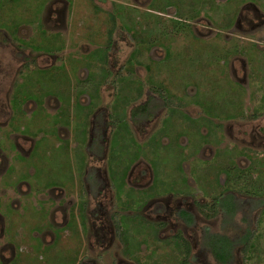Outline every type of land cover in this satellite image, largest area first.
I'll return each mask as SVG.
<instances>
[{
  "label": "flooded vegetation",
  "instance_id": "1",
  "mask_svg": "<svg viewBox=\"0 0 264 264\" xmlns=\"http://www.w3.org/2000/svg\"><path fill=\"white\" fill-rule=\"evenodd\" d=\"M11 1L20 5L23 0ZM26 1L21 6L27 12L28 7L35 9L36 20L8 30L0 28V264L13 263L16 245L28 225L34 226L29 234L48 245L59 239L58 227L70 224L73 230L63 241L73 246L83 243L72 264H159L164 260L174 264H238L239 259L247 264L256 254L264 258V119L250 117V108L245 109L250 104L242 101L234 123L211 124L206 120L201 125L195 104L184 109L173 100L171 87L178 80V70L185 74L186 66L176 64L174 68L170 45L167 50L152 46V51L133 54L130 32L108 26L107 13L117 0H35L34 6L28 1L29 5L22 4ZM125 1H132L135 8L143 5L142 0ZM260 3L243 0L237 6L235 22L222 32L206 8L187 29L203 40L221 39L223 70H218L220 62H206L203 67H217L208 72L218 76V87L229 81L244 83L234 93L237 98H250L246 41L251 36L259 48L262 46L260 52L264 51L260 45L264 40V6ZM88 5L95 11L90 16L100 9L106 16L102 20L107 39L103 44L106 71L111 75L112 70L117 77L133 67L135 77L144 85L135 87L138 92L143 90L139 99L124 101L125 96L106 83L107 91L91 95L89 100L84 93L78 96L77 81H73L70 93L64 94L59 68L76 60L87 67L94 58L79 33L75 35L78 39L70 37L75 33L72 21L77 9ZM45 28L57 37L55 49L32 48ZM65 35L71 38L69 44L61 43ZM71 53H75L73 59L67 57ZM195 63L196 67L187 68V74L192 71L194 76L199 62ZM173 69L177 70L174 75ZM31 72H38V76ZM72 103L92 107L89 111L81 107L89 117L87 131L72 125L77 118ZM176 109L190 118L185 126L188 133L178 135L184 142L183 150L190 147L184 155L189 186L153 192L150 189L159 177L156 162L172 157L171 125ZM169 123L170 134L165 128ZM126 135L131 138L128 143L122 142ZM71 143L76 144L74 158L70 156ZM124 144L130 145L127 157L121 147ZM141 144L154 148L157 154L161 144L165 156L161 152V157L149 158L141 151ZM220 148L232 156L223 161ZM52 150L68 156L60 176L46 167ZM121 156L127 159L126 169L116 164ZM26 206H33L32 213L25 215ZM130 228L144 230L151 235L147 238L150 242L136 244L137 249L130 251V244L122 238ZM71 233L77 237L75 241ZM28 242L37 244L34 239Z\"/></svg>",
  "mask_w": 264,
  "mask_h": 264
},
{
  "label": "rangeland",
  "instance_id": "2",
  "mask_svg": "<svg viewBox=\"0 0 264 264\" xmlns=\"http://www.w3.org/2000/svg\"><path fill=\"white\" fill-rule=\"evenodd\" d=\"M14 1H17V0H14ZM27 1L32 3L33 6L36 5L35 0H27ZM27 1L22 4L29 5ZM88 1L93 2L95 0H88ZM147 1L148 0H142L143 5L136 7V8L134 7L132 1L131 2L128 1L126 4H123L121 2H117V3L113 2V7L107 13V17L109 18V20H107V24H109L108 25L109 27H111L112 29L119 28V29L130 32V36H128V39L133 38L134 42L136 41V36H137L138 46H136V49L134 48L133 54H135L136 51L141 49L140 45H142L144 48H146L147 46L149 47L152 44V41L155 39L154 36H156V40H161V38L163 40H166L164 37V33H166V31L168 30L173 31V32L175 30V32H178V31L189 29L190 27L188 23L190 21L189 17L192 11L196 10L198 7L204 8V6L207 5L206 9H209L211 13H213L217 17L221 16L220 18L221 20L227 19L226 22L228 23V19L230 17L229 13L232 11L233 8L241 5V2L243 0H230L229 2H222L221 4H219L217 0L216 1L209 0L208 3H206L205 1H201V0H150L148 1V3ZM21 2H20V5H17V3L13 4L11 0H2V3L0 4V28L2 27L8 30V28L9 29L16 28L24 24H31V22L36 20L35 9H32L27 6L28 7V12H27V9L24 6H21ZM259 2H261L260 6H264V0H259ZM41 5L43 7V3ZM38 8L40 7L38 6ZM91 13L94 15L95 11L91 12L90 5L78 8L75 14L76 16L73 17L74 23L72 21V24L74 25L75 33H73L70 37L78 39V37H75V35L76 33H79L80 35L78 36H81L80 38H83L84 40L88 39L87 41L89 42V44L99 46L98 48L94 47L95 50L91 54V57L93 58V57H96L97 55H102V56L105 55V51H104L105 48H103V44L106 43L105 42L106 39L104 41V35L106 33L104 30V27L102 26V15L99 14L98 12L97 15L90 16ZM7 16L11 17L13 21L8 20L6 18ZM49 33H51L49 29L45 28L44 31L40 34V39H39L40 41H38V44H36L32 48L37 49L40 47H46V49H49L52 47L51 49L53 48L55 49V47H53L54 46L53 43L54 41L57 40V37L52 36L53 33L51 34ZM45 34L48 35L47 38H45L46 37ZM220 35L221 33L218 35V38L220 37ZM70 37L67 35L62 36L63 39L61 43L69 44L68 40H70L71 42ZM188 37L189 36L184 35V39H183L184 42L181 41L179 43L174 44L173 46L174 55L172 58V62H173L172 65H174L175 69L177 68L176 64L186 66L184 68L185 74H183V72L180 74L178 70V74H179L178 80H176L175 83L171 87V91L174 93V98H175L173 99L174 102L178 104H184L183 105L184 107L186 106L194 107V103H200L203 106L204 104L202 103H205V104L207 103L212 107L218 106V107H221L224 112L220 110L221 111L220 114L212 113L213 114L212 116L209 113H207V116L212 117V118L215 117V119H220V120H224L225 118L226 119L231 118L230 116L232 115L227 114L228 112L227 107L232 106L234 108H238L239 103H241V105L243 104L242 103L243 98H238L236 100L232 94H234L237 91L239 92V90H241L240 85L244 86V83L243 85L242 84L239 85V84H235L232 81H229L228 83L224 82L222 85L218 87V84H216V81H215L218 76L216 74L211 75L210 72H208V75L206 76L208 80L207 84L194 83L192 80H196L198 76H191V74L193 73L192 71H190V73L187 74L186 73L187 68L189 66L192 67L193 65L196 67V63H195L196 61L203 62V60H205L208 63L220 62L221 65H219L220 67L218 70H223V67L225 66V63H224L225 59L223 56V52L221 51H223L224 49H221V47L218 46L217 47L218 50H217L216 43L215 42L213 43L212 41H208V42H212V44H208L204 46H192V41L187 40ZM36 39L37 38L35 37L34 39H32V41L35 42ZM43 39H47L48 42L44 41ZM47 44H49V46ZM238 47L243 49V47H241V44L238 45ZM247 50H250V45L247 47ZM74 54L75 53H71L67 57L69 59H73ZM184 54L186 55L185 58L187 59H182V56ZM261 54L264 55V51L261 52ZM169 59H171V57ZM76 62L75 61L71 62V64L68 67L62 66L61 68H59L58 76H60V78L63 79V92L65 95L70 93V91L72 90L71 85H73L72 83H74V82L69 83L68 80L74 81L73 78H70V77H72L73 75L75 77L76 75L75 73L76 72L79 73L82 67L87 68L86 66H82L86 64L85 62L79 61V60H76ZM134 64H135V61H134ZM175 69H173V75L177 72V70ZM193 69L194 68H192V70ZM214 69H217V67L216 68L207 67V71L214 70ZM94 70L96 69H91L92 72ZM212 72L214 73V71ZM48 73L50 72H47L46 74H42V76L44 77L48 75ZM111 73H112L111 75L109 73L110 76L108 75L104 78H97L95 77V75H92L89 78L88 83L86 82L87 84H83L82 82H81L82 84H78V85L77 83H74V84H76L77 86L76 89L87 87L88 89L95 90L98 88V86H101V84L107 83V86L115 87L117 92H120L121 94L125 96L124 101H128V99H130L129 96L133 94V91L135 90L136 86L139 88L141 85H143L142 83L140 84V81L135 77L133 67H130L129 69H127V72L125 71V72H121L120 74H118L117 75L118 78L114 77L112 70H111ZM31 74H34L35 77L38 76V72H31L30 75ZM47 82H49V78H47ZM189 85L192 86V88H189L191 89L190 91L194 90L193 86L197 87L198 89L197 95L186 93V91L184 90V87L186 88ZM51 88L53 87L48 86V89H51ZM202 90H204L203 93H202ZM81 91L82 89L79 90L78 96L80 95ZM209 105L208 107H210ZM77 107L80 110V112L84 111L82 110L80 105H75L74 110H76ZM89 108H92V107L88 106V111H89ZM249 108L250 106L249 107H247V105L245 106L246 110ZM243 112H241V114ZM77 116L78 118L80 117L79 115ZM197 116L200 117L201 121L199 122H201V125L203 121L209 120L207 119V117L203 115L198 114ZM179 120H180L179 115H175L174 124L171 125V131L172 133H174L173 144L171 145V148L176 147V146L181 147V144L184 143L183 141H179L180 140L178 137L179 133H183V134L188 133V130L185 126L181 127L183 122L181 121V123H178ZM121 125L122 124H120L118 128L121 127ZM76 126L79 127L81 126V124L78 122ZM165 128L170 134V123ZM123 130L124 129H122V131ZM130 139H131L130 135H126V137L122 138V142L128 143V140ZM115 143L113 140L112 146H111L112 149H114ZM71 144L73 146V149L71 151L73 152L71 153L70 156L74 158L76 157V154H77L76 149H74L76 144L75 143H71ZM189 148H184L185 154L189 151ZM144 150L145 152L149 151L148 149H146V146L143 147V145L141 144V151L143 152ZM175 154H176V158H178V154H179L178 150H176ZM63 155L64 154L62 153L60 154L52 150L50 157L48 158V161L46 164V167L48 166L49 169H51L54 172V174L58 176L64 174L65 172L64 169L66 166L68 156L67 155L63 156ZM220 156H222V154H220ZM122 160L124 161L123 164H121L119 161H117L116 164L126 169L127 168L126 167V163H127L126 157L123 156ZM176 177H178L177 173H176ZM169 178L171 179V174L169 175ZM61 179L63 178L61 177ZM157 181L158 182L156 183V185L150 189L153 192L161 190V189H164V190L172 189L178 184L176 181H174V183H170V182L167 183L164 177H158ZM190 192L192 191L190 190ZM24 210H26L25 215H27L29 213H32L31 210H34V208L33 206L32 207L26 206V208L24 207ZM254 214L258 217L257 213L254 212ZM256 216H255V221H254L255 223L253 226L256 225ZM241 217L242 215L240 214L239 219H241ZM33 227H31V225H28L26 227V230H24V232H27V233H25L24 235H21L24 237H21L20 238L21 241L16 245L17 254L12 264H23L22 263L23 259H26V261H29L28 264H72V258L76 256L79 253L80 249L83 247V243H79L77 245L75 244V246H73L72 244L65 243V240L63 241V239L65 237H68L70 235V232H72L73 230L72 224L66 227H60V228L58 227L56 229V233L59 239L57 240L55 244H48V245H45V243L40 244L37 236L33 237L29 234V233H32V231L34 230ZM60 235L62 236V238H60ZM71 237H73V241H75V238H77L74 233H71ZM31 239H34L35 241H37L36 243L39 245L37 244L33 245L32 242L29 243L28 241ZM133 244L134 243L132 242V244L129 245V247L131 248L130 251L132 249H135V245ZM76 250H77V253H76ZM64 255H66L67 257L66 259H64ZM150 262H154V261H150ZM237 262L238 264H246L245 260H242V259L237 260ZM159 264H174V263L170 260H164V261H159ZM247 264H264V258L262 257L261 254L260 256L259 254H256L255 259H250V263H247Z\"/></svg>",
  "mask_w": 264,
  "mask_h": 264
},
{
  "label": "crops",
  "instance_id": "3",
  "mask_svg": "<svg viewBox=\"0 0 264 264\" xmlns=\"http://www.w3.org/2000/svg\"><path fill=\"white\" fill-rule=\"evenodd\" d=\"M117 1H119V2L124 1L123 3H126L125 0H117ZM201 1H205L207 3V0H201ZM205 8H206V5L204 6V8L198 7L196 10L192 9L193 11L189 17V20L192 22V20H194L195 17L199 13L204 11ZM236 11H237V6L234 8L233 12L229 13L230 17L228 19V23L226 22L227 19L221 20L220 19L221 16L217 17L213 13L211 14V19L214 21V23H215L214 25L216 26L217 29L220 30V32L226 30L227 27H229L231 24H233L235 22L236 17H237ZM99 14L102 15V20H104V18H105L104 11L100 9ZM190 21L188 23H190ZM102 24H103V22H102ZM184 35L189 36L187 40L192 41V46H204V45L211 44L212 42L213 43L215 42L217 45L216 48L218 46L221 47V39H218V40L215 39L214 41L208 43V40H203L201 38H198L195 35V33H193L191 30H183V31H178V32H175V30H174V32L168 30V31H166V33H164V37L166 40H163L162 38H161V40H156V36H154L155 39L152 41V44L150 45L151 48H150V46L149 47L147 46L148 48L147 47L144 48L142 45H140L141 49L136 51V52H142L143 53V52H148L150 50L152 51L153 50L152 46H157V49L161 48V49L167 50V49H170L169 45H170L171 49L173 50L174 44L179 43L181 41L184 42V40H183ZM105 39H106V34L104 35V41H105ZM81 40L83 41L84 39L81 38ZM87 40L88 39L84 40L85 42L83 41L85 48H89V49H92L94 51L95 50L94 47H97V48L99 47V46L89 44V42ZM106 41H107V39H106ZM132 41H133V38H132ZM262 41H264V40H261L260 45H264V43ZM133 44H134L133 46H135V49H136V46H138L137 36H136V41H135V43L133 42ZM245 44H247V45H245V47H248L250 45V50H248V55H247L248 57L246 59V65H247V68L249 69L247 78L250 81V93L248 96L250 98H248V99L244 98L243 102H244V105L248 104V103L250 104V117H251V115H253L255 118L259 117L258 119L263 122L262 119H264L263 118V116H264V55L261 54V52H260V50H261L260 48H262V46L259 48L257 46L255 39L252 38L251 36H250V39H248ZM203 48H205V47H203ZM185 57H186V55L184 54L182 56V59H187ZM98 59H99V62L97 61ZM103 63H104L103 56L97 55L96 57H94L92 59V64L88 65L87 68L82 67V69L86 70V72L82 73L80 76L75 75L77 77H76V79L74 78V81L76 80L78 82V84H82V83L87 84L89 78L92 75H95V77H97V78H104V77L108 76L109 73L106 71L107 66H104ZM205 63H206L205 60H203V62H199L198 63V70L194 72V76H198V78L196 80H192V81L196 84H198V83L207 84L208 83V80L206 78V76L208 75L207 65H206V67H203V65ZM202 68H204V69H202ZM82 69H80V70H82ZM91 69H96V70H94L92 72ZM210 74L213 75L212 73H210ZM71 82H73V81H71ZM189 88H192V86L189 85L186 88L184 87V90L186 91L187 94H195V95L198 94L197 87L193 86V88H194L193 91L188 90ZM81 89H82V91L80 93H82V94L84 93V95H86L84 97L89 99V100H91L92 97H95V95L98 96V94H101V93H104L105 91H107L106 84H104V83L101 84V86H98V88L95 90L88 89L87 87L86 88H80V90ZM142 92H143L142 88L139 89V92L137 90H134L133 94H131L129 97H137V95L139 94L138 95V99H139L140 94ZM203 92H204V90H202V93ZM91 95H92V97H91ZM232 95L236 100L238 99L235 94H232ZM142 97H143V95H142ZM194 104L198 108L199 114L207 117V119H209L211 121V124L234 123L239 118L238 112L240 110V106H242L239 103L238 108H234L232 106L227 107V110H228L227 114L232 115V116H230L231 118H227V119L225 118L224 120H220V119H215V117H213V118L208 117L207 113H209L211 116L213 115L212 113L220 114L221 111H223L221 107H218V106L212 107L207 103L206 104L202 103V104H204V106L201 105L200 103H194ZM75 105H77V104L72 103L71 107L75 108ZM208 105L210 107H208ZM80 106L83 109H86V108H88L89 105H87V106L80 105ZM188 107L189 106H186L183 108L189 109ZM76 110H78V109H76ZM76 110H74V117L77 115H79L80 117L78 118V116H77V118L74 121H72V125L76 126V124L79 122L81 124V126L77 127V129L79 131H87L88 125H89L88 114L86 113V111H84V112L78 111L77 113H75ZM178 111H179L178 109L175 110V112H176L175 115H179V117H180V120L178 123H181V121H182L183 123L181 126H187V124L190 122V118L187 119L186 115L183 114L182 111L181 112H178ZM204 122L207 123V121H204ZM226 144L228 145L227 142H226ZM121 147H122V150H123L125 156L127 157V150L129 149L130 145L124 144ZM147 149L149 151L145 152V154L147 156H149V158H152V156H154V155H158V157H161L163 154V156H165V154L163 153V149H162L161 144H159V146H158V149L160 152L159 154H157L155 152L154 148H152V147H147ZM176 150H178V153H179L178 158H176V154H175ZM161 152H162V154H161ZM169 152L171 153V156H172L171 158H169L168 160H161L160 159L159 161L156 162V172L158 173L159 177H164L166 179L167 183H169V182L174 183V181H176L178 184L175 186V188L178 190H181V189L183 190L187 186H189L188 183L186 182L187 173L185 170L186 164H185V158H184L185 153H184L183 147L182 146L181 147H178V146L172 147ZM228 153H230V154H228ZM219 154L223 155L222 156L223 161H224V158L227 160V157L229 155L232 156L231 152L226 151L224 153V149H222V148L219 149ZM142 155H143V153H142ZM136 156H137V154H136ZM122 158H123V156H121L120 161L118 160L121 164L124 163ZM229 161H231V160H228L227 162H229ZM126 162H127V159H126ZM176 173H177L178 177H176ZM170 174H171V179L169 178ZM77 201H78V197H77ZM149 236H151V235L146 233L144 230L134 231L133 228H130L126 231V233L122 236V238H125V241L128 242L129 244H131L133 242L134 243L133 245H135V249H137L138 245H136V244H140L141 242H150V240L147 239ZM130 237H132V238H130ZM135 249H132V250L134 251Z\"/></svg>",
  "mask_w": 264,
  "mask_h": 264
}]
</instances>
